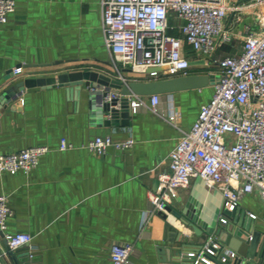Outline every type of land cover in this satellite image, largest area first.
Wrapping results in <instances>:
<instances>
[{"label":"crops","instance_id":"0c3cea01","mask_svg":"<svg viewBox=\"0 0 264 264\" xmlns=\"http://www.w3.org/2000/svg\"><path fill=\"white\" fill-rule=\"evenodd\" d=\"M14 1L15 12L6 24H0V97L22 81L72 70L117 78L104 46L101 0ZM230 8L224 31L231 38H241L242 45L226 56H238L248 32L259 28L260 9L253 0H231ZM181 24L175 20L172 25ZM187 57L199 60L189 47ZM19 67L22 72L15 76L13 70ZM122 74L131 81H151L128 68H122ZM192 74L208 73L195 68ZM89 95L84 86L35 87L16 95L0 110V155L49 148L29 174L0 177V196L8 198L14 213L6 234L32 237L30 245L11 252L0 232L3 264H110L112 246L123 243L134 246L131 264H177L179 258L172 251L180 246L177 233L191 236L198 245L202 241L177 220L169 223L154 214L143 228V218L148 194L156 190L158 175L167 171L166 159L180 133L147 108L150 97L133 98L139 106L127 126L94 124ZM212 95L213 85L161 96L158 111L164 115L172 109L177 127L188 131ZM106 136L116 141L132 139L135 144L128 151L110 149L104 155L87 149L93 139ZM63 139L71 149L59 150ZM191 189L180 192L173 210L184 209ZM238 209L264 235L260 196L243 197Z\"/></svg>","mask_w":264,"mask_h":264},{"label":"built area","instance_id":"2783aa9c","mask_svg":"<svg viewBox=\"0 0 264 264\" xmlns=\"http://www.w3.org/2000/svg\"><path fill=\"white\" fill-rule=\"evenodd\" d=\"M253 1L260 9L258 30L248 32L240 55L217 59L219 49L231 40L224 31L231 0H101L104 46L117 79L125 85L139 80L125 78L122 68L147 75L150 80L192 75L195 68H203L214 77L212 98L201 106L188 131L177 127L172 109L164 115L159 113L161 96L150 97L147 108L176 128L180 137L166 159L167 171L158 175V188L148 194L143 228L154 214L165 215L169 223H174L177 219L169 209L173 210L180 192L189 190L197 178L204 181L210 193L222 195L229 211L238 208L247 195L258 194L264 204V0ZM15 10L14 0H0V24H6ZM172 18L182 24L173 26ZM187 47L198 55L195 62L204 63L191 66L194 61L187 57ZM149 69L161 71L146 74ZM21 72L22 68L13 70L15 76ZM137 106L133 101V110ZM134 144L132 139L116 141L106 136L96 137L86 147L92 153L104 155L110 149L128 151ZM69 149L71 145L63 139L59 150ZM47 153L49 148L41 146L0 155V177L5 173L29 174ZM13 215L8 198L0 196V232L11 252L32 241L27 234H6L7 221ZM249 216L252 220L258 218L251 213ZM219 247L209 239L199 253L189 256L195 258L194 264H215L212 259ZM133 252L132 244L113 245L110 264H131ZM226 255L220 258L221 264H228V259L237 256L233 251ZM4 256L0 249V264Z\"/></svg>","mask_w":264,"mask_h":264},{"label":"water","instance_id":"95a60500","mask_svg":"<svg viewBox=\"0 0 264 264\" xmlns=\"http://www.w3.org/2000/svg\"><path fill=\"white\" fill-rule=\"evenodd\" d=\"M203 63V61L190 62V65ZM160 71V69H149L146 74ZM213 82L212 75L192 74L145 82L132 81L125 85L121 80L99 72L72 70L55 77H42L17 83L0 97V110L6 102L26 89L84 86L91 91L89 109L94 124L111 127L113 124L121 123L127 126L133 111V98L203 90L213 85ZM109 96L113 97L107 100ZM169 211L177 221L192 232V235L202 241V244L198 245L191 236L177 233V242L180 246L172 250L179 258L177 264H194L195 258L189 256L190 250L199 253L209 239H213L214 243L220 246L219 250L215 251L217 256L212 259L215 264H221L220 258L227 257V251L237 254L235 259H228V264H264L263 233L254 229V224L246 219L244 211L238 208L234 211L227 210L222 195L218 192L210 193L201 178L195 180L184 209L181 211L169 209ZM162 216L167 219L165 215ZM223 219L226 220L225 224H222ZM230 224L235 226L234 230L225 226ZM209 248L215 250L211 245ZM200 263L205 264L203 261Z\"/></svg>","mask_w":264,"mask_h":264},{"label":"rangeland","instance_id":"374dc122","mask_svg":"<svg viewBox=\"0 0 264 264\" xmlns=\"http://www.w3.org/2000/svg\"><path fill=\"white\" fill-rule=\"evenodd\" d=\"M174 18L171 19V23H174ZM242 45L241 38H234L232 37L231 40L227 43H225L220 49L219 53L217 52L216 58L221 59L225 57L226 55H232L236 52V48L240 47Z\"/></svg>","mask_w":264,"mask_h":264},{"label":"trees","instance_id":"16d2710c","mask_svg":"<svg viewBox=\"0 0 264 264\" xmlns=\"http://www.w3.org/2000/svg\"><path fill=\"white\" fill-rule=\"evenodd\" d=\"M174 34H175L176 36H178V37L180 36L178 33H174Z\"/></svg>","mask_w":264,"mask_h":264}]
</instances>
